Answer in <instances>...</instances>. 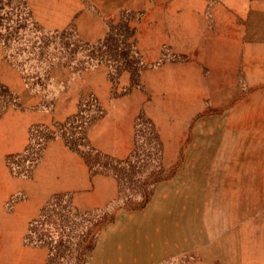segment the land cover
I'll use <instances>...</instances> for the list:
<instances>
[{"label":"rangeland","instance_id":"1","mask_svg":"<svg viewBox=\"0 0 264 264\" xmlns=\"http://www.w3.org/2000/svg\"><path fill=\"white\" fill-rule=\"evenodd\" d=\"M0 264H264V0H0Z\"/></svg>","mask_w":264,"mask_h":264}]
</instances>
